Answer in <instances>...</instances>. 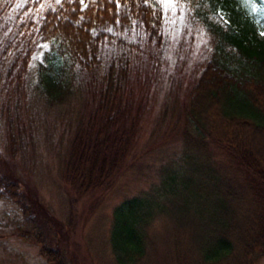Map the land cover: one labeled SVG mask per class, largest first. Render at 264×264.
<instances>
[{
  "label": "trees",
  "instance_id": "trees-1",
  "mask_svg": "<svg viewBox=\"0 0 264 264\" xmlns=\"http://www.w3.org/2000/svg\"><path fill=\"white\" fill-rule=\"evenodd\" d=\"M177 4L188 23L206 30L210 40L209 54L184 103V115L197 130L192 139L202 149L212 144L235 160L252 208L246 214L241 210L242 186L222 185L203 175L197 217L214 223L212 234L209 231L190 246L176 238L173 260L248 264L264 254V37L257 36L254 13L243 0ZM256 7H264V0ZM222 13L227 18L222 20ZM164 18L159 0H0V124L8 152L27 156V149L36 146L35 134L52 136L46 112L38 109L40 101L48 109L78 97L81 105L68 125L71 136L61 175L79 194L108 185L124 169L131 146L100 152L94 131L97 112L128 79L133 58L160 55ZM105 44L114 49L103 64ZM35 52L40 57L33 59ZM34 109L40 113L37 119L32 117ZM167 175L176 181L170 172ZM14 180L4 185L19 203V183ZM163 188H156L158 198L165 194ZM4 191L0 188V198ZM144 194L127 196L114 209L110 238L122 264L134 263L146 253L147 226L163 209L159 200L143 199ZM33 227L47 259L70 264L64 251L52 247L39 226ZM19 231L23 239L32 236L31 231Z\"/></svg>",
  "mask_w": 264,
  "mask_h": 264
},
{
  "label": "rangeland",
  "instance_id": "rangeland-1",
  "mask_svg": "<svg viewBox=\"0 0 264 264\" xmlns=\"http://www.w3.org/2000/svg\"><path fill=\"white\" fill-rule=\"evenodd\" d=\"M252 15L257 36L264 37V15L259 10ZM222 16L227 18L225 13ZM164 20L165 45L160 55L151 59L144 55L140 61L133 58L128 79L97 112V149L111 154L131 146L124 169L105 187L79 194L61 175L71 136L68 125L82 99L72 96L63 105L48 109L39 102L38 109L48 118L45 122L52 126V136L48 139L40 137L42 133L35 134L36 146L27 149V156L21 151L15 155L8 152L0 124V188L5 190L0 198V264H52L41 252L34 224L52 247L64 251L70 264H122L115 257L110 238L114 209L127 196L145 191L142 198L159 200L163 209L155 212L147 226L146 253L130 264H177L173 260L176 238L193 245L204 240L214 225L197 217L198 185L203 175L222 185L242 186L241 210L251 212L243 172L235 160L212 144L198 147L192 139L197 138L196 127L183 111L191 82L209 54L208 33L189 24L179 6L175 11L165 10ZM107 45L103 64L114 49V45ZM35 57H40V52H35ZM35 111L31 113L37 119L40 113ZM169 172L176 181L167 175ZM11 180L19 183V203L4 185ZM157 187L165 189L160 198ZM21 229L31 231L32 236L21 238ZM247 263L264 264V254Z\"/></svg>",
  "mask_w": 264,
  "mask_h": 264
},
{
  "label": "snow or ice",
  "instance_id": "snow-or-ice-1",
  "mask_svg": "<svg viewBox=\"0 0 264 264\" xmlns=\"http://www.w3.org/2000/svg\"><path fill=\"white\" fill-rule=\"evenodd\" d=\"M56 2L59 3L60 0H56ZM81 2L83 3V0H81ZM146 2H147V0H146ZM159 2L161 3V5L164 7L165 10L175 11L177 6H178L177 0H159ZM243 2L250 6L251 12L255 13L258 11V9L256 7V3H259L260 0H243ZM181 11H183L182 7H181ZM259 12L261 13V15H264V7H261L259 9ZM220 18L223 20L222 15L220 16ZM109 31H111V29H109ZM261 35H264V32H262ZM44 47L46 48L47 45H44Z\"/></svg>",
  "mask_w": 264,
  "mask_h": 264
}]
</instances>
